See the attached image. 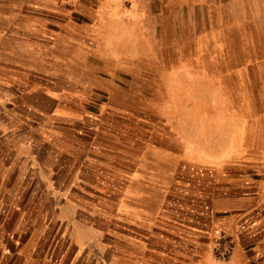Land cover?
I'll use <instances>...</instances> for the list:
<instances>
[{
	"label": "crops",
	"instance_id": "obj_1",
	"mask_svg": "<svg viewBox=\"0 0 264 264\" xmlns=\"http://www.w3.org/2000/svg\"><path fill=\"white\" fill-rule=\"evenodd\" d=\"M256 45L241 50L259 51L248 63L258 86L240 94L216 157L187 140L155 150L127 134L101 142L109 134L98 132L80 157L59 142L63 131L34 123L40 138H17L16 122L0 126V264H264V43ZM26 99L10 114H69L51 93ZM216 229L233 243L227 260L216 257Z\"/></svg>",
	"mask_w": 264,
	"mask_h": 264
},
{
	"label": "rangeland",
	"instance_id": "obj_2",
	"mask_svg": "<svg viewBox=\"0 0 264 264\" xmlns=\"http://www.w3.org/2000/svg\"><path fill=\"white\" fill-rule=\"evenodd\" d=\"M262 28L264 0H0V126L16 122L17 138H40L34 123L63 131L80 157L97 132L155 150L187 140L216 157L240 94L258 86L248 63L259 51L241 47L264 43ZM42 92L69 114H10Z\"/></svg>",
	"mask_w": 264,
	"mask_h": 264
},
{
	"label": "built area",
	"instance_id": "obj_3",
	"mask_svg": "<svg viewBox=\"0 0 264 264\" xmlns=\"http://www.w3.org/2000/svg\"><path fill=\"white\" fill-rule=\"evenodd\" d=\"M215 254L218 259L227 260L230 258L233 249V243L230 236L224 234L219 229L214 231Z\"/></svg>",
	"mask_w": 264,
	"mask_h": 264
}]
</instances>
